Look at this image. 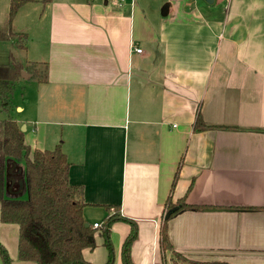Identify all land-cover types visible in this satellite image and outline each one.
Here are the masks:
<instances>
[{"label":"crops","instance_id":"1","mask_svg":"<svg viewBox=\"0 0 264 264\" xmlns=\"http://www.w3.org/2000/svg\"><path fill=\"white\" fill-rule=\"evenodd\" d=\"M31 3L42 7L33 27L15 31L32 44L0 42V63H22L18 50L47 69L42 82L26 78L11 118L33 149L62 145L89 226L113 215L107 206L130 221L111 226L114 264H124L132 225L133 264H264V0ZM5 179L6 198L26 197L23 163L9 161ZM182 199L200 209L166 219L168 201L178 209ZM167 220L185 261L161 246ZM96 239L84 257L106 264ZM18 241L0 205V243L13 264H35L17 260Z\"/></svg>","mask_w":264,"mask_h":264},{"label":"trees","instance_id":"2","mask_svg":"<svg viewBox=\"0 0 264 264\" xmlns=\"http://www.w3.org/2000/svg\"><path fill=\"white\" fill-rule=\"evenodd\" d=\"M34 0H11L9 15L4 26L0 27V41H11L18 38L17 47L27 50L29 44L28 33H16L13 29L14 19L22 8ZM50 1V0H45ZM47 69V63L32 62L25 67L14 59L11 54L8 62L0 63V110L10 112L16 84L24 80L23 72L30 79L44 81L40 76L38 66ZM26 80V79H25ZM199 129V127H198ZM9 161L23 163L25 167L26 197L6 198L4 195L6 169ZM71 162L59 143L53 149H33L25 142V134L18 122L11 117L0 120V205L1 222L19 227L18 258L22 262L35 264H93L84 257V251L94 250L97 237L104 238V245L109 251L110 258L106 264H114V249L111 242V226L115 221H127L122 217L118 206H107L109 215L102 226L87 227L84 209L87 203L84 199V187L74 185L70 181ZM178 179L175 176L174 183ZM173 183V186H174ZM171 200L168 210H173ZM178 207V206H177ZM180 208L172 213L175 216L185 209H200L185 204L181 200ZM161 229V246L163 250H171L167 223ZM132 225V224H131ZM137 239L136 225H132V232L124 244L123 263L133 264L131 261V246ZM0 255L4 264H11L12 260L6 248L0 243ZM175 255L180 261L186 258Z\"/></svg>","mask_w":264,"mask_h":264},{"label":"rangeland","instance_id":"3","mask_svg":"<svg viewBox=\"0 0 264 264\" xmlns=\"http://www.w3.org/2000/svg\"><path fill=\"white\" fill-rule=\"evenodd\" d=\"M39 1H45V0H38V2ZM51 1L52 0H50V2ZM103 2H105V0H103ZM30 3L31 2L27 3L26 5H24V7L22 6L23 9L21 8L22 9V13H21L20 16H19V14H20L19 12L20 11L17 13L16 18H17V16H19L18 17L19 18L18 20H20V18H22V21H21V23L17 27L15 25H13V28L16 27V28H14V31H15V29L18 30V29H21V27H25V21H27V23H28L27 24L28 25L27 27H29V29H31L33 27L34 23L32 22V19H33V17L35 15H37V13H39V9L42 10V7L40 5H37V3H31V4ZM149 3L153 4L154 2H149ZM10 4H11V0H0V18L1 17L2 18H4V17L5 18H8L9 10H10ZM15 19H14V22H13L14 24H15ZM18 31H20V30H18ZM21 31H24V30L21 29ZM15 32L16 33H20V32H17V31H15ZM11 41H15L17 43L18 38L17 37H14ZM29 42L30 43L28 44V46L32 44L31 41H30V39H29ZM15 51H16V55L18 57H21V59L23 60L22 61V64H24V62H25L24 60H28L26 53L23 52V51L21 53L18 50H15ZM13 57H14V55H13ZM14 59L17 60L15 57H14ZM17 61H19V60H17ZM30 63H32V62H27L24 65H26V67H27ZM38 70H39L40 76L43 77L44 76V73H45L44 72V68L43 67H39ZM23 78H24V80L22 79V80H20L16 84L15 91H14V95H13L12 109L8 113L3 112L2 110H0V120L8 119L9 117L15 116L16 115L15 106L17 104L23 105L24 100L26 99L25 98L26 92H27L26 90L29 89V86H30L29 84L27 85V82L25 80L26 78L24 76H23ZM22 128H23V126H21V130H22ZM48 149H50V148H48ZM16 198H19L20 199L19 196L16 197ZM6 250L8 251V254H9L10 258H11V255H10V252H9L8 248H6ZM0 258L2 260V264H4L1 255H0ZM18 259L19 258H18V255H17V260ZM11 260H12L11 264H13V259L11 258Z\"/></svg>","mask_w":264,"mask_h":264},{"label":"water","instance_id":"4","mask_svg":"<svg viewBox=\"0 0 264 264\" xmlns=\"http://www.w3.org/2000/svg\"><path fill=\"white\" fill-rule=\"evenodd\" d=\"M206 1H207L208 3H210V4H213V3H214V0H206ZM168 10H169V7H168V6H165V7L163 8L162 13H161L163 17L168 16ZM23 76H24L25 78L29 77V75H27V73H26L25 71L23 72ZM25 130H26V128H25V126H23L22 131L25 132ZM175 210H176V209L169 211V212H168V215H167V217H166V219H169L170 216L172 215V213H173ZM86 226L89 227V224H86Z\"/></svg>","mask_w":264,"mask_h":264},{"label":"built area","instance_id":"5","mask_svg":"<svg viewBox=\"0 0 264 264\" xmlns=\"http://www.w3.org/2000/svg\"><path fill=\"white\" fill-rule=\"evenodd\" d=\"M136 52L141 53L142 50H141V49H136ZM94 227H95V228H98V227H99V224H96Z\"/></svg>","mask_w":264,"mask_h":264}]
</instances>
